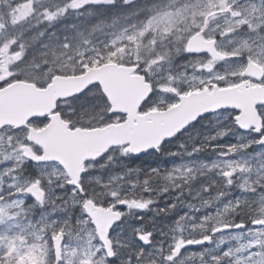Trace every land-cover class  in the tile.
Returning a JSON list of instances; mask_svg holds the SVG:
<instances>
[{
	"label": "snow or ice",
	"instance_id": "obj_1",
	"mask_svg": "<svg viewBox=\"0 0 264 264\" xmlns=\"http://www.w3.org/2000/svg\"><path fill=\"white\" fill-rule=\"evenodd\" d=\"M0 264H264V0H0Z\"/></svg>",
	"mask_w": 264,
	"mask_h": 264
}]
</instances>
